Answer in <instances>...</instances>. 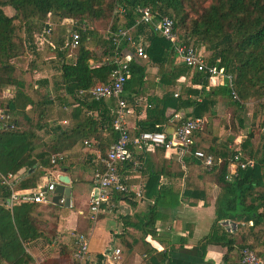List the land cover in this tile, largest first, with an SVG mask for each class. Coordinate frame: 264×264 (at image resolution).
Masks as SVG:
<instances>
[{"label": "trees", "instance_id": "16d2710c", "mask_svg": "<svg viewBox=\"0 0 264 264\" xmlns=\"http://www.w3.org/2000/svg\"><path fill=\"white\" fill-rule=\"evenodd\" d=\"M138 7H148L153 20L164 16L173 18L179 33L193 47L205 49L208 64L233 77L238 100L231 98L227 86H214L209 75L182 64L171 44L155 31L152 24L138 23ZM6 9L13 13L9 15ZM106 20L111 22L109 31L112 35L119 31L134 32L132 41L143 47L145 57L134 55L133 47L126 40L116 46L113 36L96 38L92 24ZM68 25L86 27L84 32L80 31L76 57L70 61L65 58ZM126 55L130 56V77L124 91L138 95L136 88L143 87L146 65L141 60L157 68L162 87H175L180 79L187 81L176 97L169 92L162 99L148 97L147 108L153 106L161 117L168 106L177 112L190 109L178 125L188 118L216 116L221 102L237 111L252 104L253 117L262 115L264 0H0V101L4 112V120L0 123V264H79L73 257L74 239L58 245L55 257H46L37 263L26 251V247L37 240L48 245L56 240V221L50 226L44 219L46 214L55 216L56 205L18 200L9 209L6 203L12 190L35 189L43 184L41 177L46 179L53 172H63L68 153L85 147V142L91 146L96 141L95 146L104 153L116 140L114 110L100 114L104 120H99L93 115V104L102 101L95 102L89 94L79 95V91L108 83L118 67L113 62L115 56ZM49 56L54 60H46ZM37 72L41 77L35 78ZM27 75H30L29 80ZM128 102L130 104L132 98ZM153 119L155 123L146 125ZM167 120L150 116L148 110L143 127L129 133L136 136L144 131H161L157 125ZM63 121L68 125L63 126ZM233 125L230 121L228 128L234 130ZM218 133L217 129L215 132L213 129L198 131L193 134L194 142L190 147L191 153L200 150L212 157L210 171L198 174L200 161L192 154H186L179 161L166 159L161 170H150L148 183L155 187L162 173L183 179L188 195L184 202L195 198L198 203H206V189L200 188L194 179L202 181L204 175L210 174L219 188L213 230L219 221L227 219H252L254 226L264 223V191H258L264 185V171H261L264 170V143L256 150L250 143L254 132L246 133L245 147L254 165L239 170L237 177L227 181L229 159L236 151H229L221 144ZM100 134L106 135L101 141L98 140ZM259 135L264 141L262 130ZM156 150L161 154L164 152ZM255 153H260L259 159ZM23 168L27 171L26 176L13 182L12 188L4 183L3 177H12ZM166 196L157 193L155 203H163ZM42 205L47 206L42 208ZM259 209L263 212L258 213ZM153 227L154 220L149 216L141 226L143 235L149 234ZM220 227L215 238L207 237L199 243L202 251L216 238L227 239V231ZM249 231L251 239L246 238L243 248L252 249L264 259V230ZM160 255L166 259L165 253ZM101 260L98 264H102Z\"/></svg>", "mask_w": 264, "mask_h": 264}, {"label": "crops", "instance_id": "0c3cea01", "mask_svg": "<svg viewBox=\"0 0 264 264\" xmlns=\"http://www.w3.org/2000/svg\"><path fill=\"white\" fill-rule=\"evenodd\" d=\"M199 50L205 57L207 56L204 48H199ZM75 57L76 53L72 55L68 51L65 58L67 61H70L75 59ZM46 60L53 61L54 57L49 56ZM141 61L145 63L146 68L144 85L141 89L136 88L139 94L137 95L135 92H123L129 110L126 119L129 131H133L139 126L143 127L142 124L147 120V113L150 110V116L160 117V119L168 118L166 122L155 125L161 131L172 134L178 126L177 122L183 118L185 113L190 112V109L177 112L168 106L163 111L161 117V115L155 113L153 106L147 108L148 97L162 99L168 92L173 93V97H176L175 95L180 93L182 85L187 83V81L180 79L177 81L175 87H162L157 77V68L151 63H147L146 60ZM34 76L35 78H39L41 74L37 72ZM47 78L49 79L50 77ZM26 79L29 80L30 75H27ZM129 98H132L130 104L128 102ZM93 106L95 108L93 112L94 117L104 120V118L100 117V114L106 115L109 110H115L116 101L114 99H105L99 104H93ZM70 110L71 108L68 109V111ZM248 114L250 126L246 130L247 133L254 132L250 143L257 150L264 143L263 138L259 135L262 115L260 117H253V110ZM225 115H220L218 118L211 117L209 120L204 117L206 120L205 129H213L214 132L217 129L221 144L226 145L229 151L234 150L236 153L238 152L241 161H253L246 151L247 147H245V136L242 135L243 124L241 119L238 117V120H234V130H231L229 129L230 127L228 128L230 118L227 116V120L224 119V117L226 118ZM154 119L153 121L149 120L146 125L155 123ZM209 121L213 123H209ZM62 125L67 126L68 122L63 121ZM104 136L106 135L100 134L98 140L101 141ZM92 143L91 146L85 145V147L75 150L73 153H68L63 172H53L49 178H40L43 181L42 185H45L52 182L59 174L67 175L71 181L69 186L71 188V195L69 206L66 207L64 205V197L58 204L52 203L54 196L52 193L51 203L58 207V211H54V217L46 214L44 219L50 226L52 222L56 221V233L58 236L51 245L37 240L26 247L27 253L32 256L36 263L46 257H55L58 245L68 244L73 241L74 234L83 233L88 239L90 255L96 261H99L100 258L103 259V256L111 249L118 248L121 252L120 259L116 264H238L240 251L243 249L246 238L251 239L248 237L249 230L253 232L264 230V223L254 226L252 219L247 221L221 220L217 228L213 230L216 220L215 200L219 194V188L212 181L210 174L204 175L202 181L201 179H194L200 188L205 187L206 203H198V200L195 198L186 199V201H189L185 203L184 199L188 195L184 190L183 179H177L171 175L162 173L155 187L150 186L148 183L150 170H161L165 165L164 161L166 159L176 161L180 159L176 155L165 154V152L163 154L158 153L157 150H135V160L141 163L140 170L134 172L129 167L124 171L127 183L136 190L141 191L142 196L130 199L119 197L116 200H112V203L113 201L116 203L115 208L110 207L109 204H105L96 219L91 220L89 201L93 191V175L97 170L102 169L101 160L107 152L106 149L102 153L95 146L98 144L96 141ZM255 155L259 159L260 153H255ZM231 158L229 159L227 174L229 170L235 171L234 166L230 162ZM199 161L201 165L198 174H201L200 171H210L212 169L213 166L210 169H205L202 161ZM162 171L164 172V170ZM261 171H264L263 168ZM26 173L25 168L21 169L17 174L12 176V182L23 178L26 176ZM258 191H264V185L258 188ZM157 193L167 195L163 197L165 198L162 201L163 203H155ZM168 197H170V203L167 202ZM176 201H179V203H176ZM46 206L42 205V208H46ZM262 212L263 209L258 210V213ZM149 216L154 220V230L149 232V234L143 235L141 226L147 221ZM225 221H230L236 225L233 233L227 231L226 240L220 241L216 238V242L214 240V242L209 243L204 251H202L199 243L207 237L213 239L214 236L215 238L216 231L220 233V226L225 228L223 225ZM262 240L264 242V235L262 236ZM161 253L167 255L166 259L161 257ZM1 264L7 263L2 262Z\"/></svg>", "mask_w": 264, "mask_h": 264}, {"label": "built area", "instance_id": "2783aa9c", "mask_svg": "<svg viewBox=\"0 0 264 264\" xmlns=\"http://www.w3.org/2000/svg\"><path fill=\"white\" fill-rule=\"evenodd\" d=\"M138 23L152 24L155 31L169 42L179 61L190 69L203 72L209 75L210 81L214 86H227L230 89L231 98L238 100L237 94L233 89V77L224 73L222 69H218L214 65H210L206 61V57L199 50L193 47L178 31L175 20L171 17L164 16L160 20H153V15L148 7H138ZM86 27L71 26L68 39L65 46L68 51L76 50L79 47L81 34ZM113 36V44L118 46L123 40H126L134 49V55L137 57H145L143 47L136 45L129 34V31H119ZM114 63L118 67L112 72L110 81L106 84H97L88 91H79V95L89 94L91 99L99 102L105 99H114L116 108L114 110L115 118L113 121V129L117 133L116 140L107 149L105 157L101 160L102 169L97 170L93 175V191L89 201L90 219L95 220L105 204L115 208L116 200L119 197L135 198L141 197V191L136 190L127 183V177L124 175L125 168L130 167L132 171L138 172L141 163L135 160V150L154 151L162 149L165 154L176 155L178 157L186 154H192L196 159L202 161L205 169L213 166V159L210 155H205L202 151L197 150L191 153L190 147L193 144V134L205 129L206 120L204 118H188L181 125H178L172 134L163 131L150 132L144 131L136 136L130 135L127 126V116L129 114L126 101L122 98L124 85L130 77V56H115ZM177 96V95H175ZM264 107V101H263ZM4 120V112L0 108V123ZM1 128V125H0ZM261 130L264 132V108L261 118ZM85 145L89 144L85 142ZM235 171H230L226 175L227 180H233L237 177L239 170H244L253 166V161H241L239 153L233 155L230 160ZM4 183L12 188V177L2 178ZM56 178L52 182L39 185L35 189L28 191H14L7 201L6 205L12 208L15 201L24 200L34 203L51 202L52 193L57 184ZM225 230L233 233L236 225L230 221L223 222ZM75 242V252L73 257L79 264H98L89 252V243L87 236L83 233L73 235ZM120 249L113 248L108 251L102 259V264H116L120 259ZM238 264H264V259L259 257L252 249L244 247L240 251Z\"/></svg>", "mask_w": 264, "mask_h": 264}, {"label": "rangeland", "instance_id": "374dc122", "mask_svg": "<svg viewBox=\"0 0 264 264\" xmlns=\"http://www.w3.org/2000/svg\"><path fill=\"white\" fill-rule=\"evenodd\" d=\"M6 13L10 14V13H13L12 10H8L6 9L5 10ZM93 28L95 29V32H96V38L97 37H101L102 39L104 38H108L110 36H112V33H110L109 29H110V26H111V22L110 20H106V21H102V22H94L92 24ZM70 25L69 27L66 29L67 30V36L69 34V30H70ZM130 36L131 38H133L134 36V32H130ZM70 54H75L76 53V50H71L69 51ZM122 98L124 100H126L125 96H124V93L122 95ZM0 108L3 109V106L1 105V101H0ZM253 110V106L250 104L246 105V107L242 110H234L232 107H229L226 103H220L218 104V110H217V115L214 116L213 118H218L220 115L224 116L225 113H226V118L224 117V119L227 120V118H231L230 121H233L236 120V117H239V119H241L242 121V124H243V127H242V135L245 136L246 133H247V128L250 126V119H249V112ZM228 116V117H227ZM209 120V119H208ZM223 121V120H222ZM212 122V121H209V123ZM213 123V122H212ZM235 125V124H234ZM256 134V133H255ZM235 140V138H234Z\"/></svg>", "mask_w": 264, "mask_h": 264}, {"label": "water", "instance_id": "95a60500", "mask_svg": "<svg viewBox=\"0 0 264 264\" xmlns=\"http://www.w3.org/2000/svg\"><path fill=\"white\" fill-rule=\"evenodd\" d=\"M56 180L58 183L53 192L52 203L58 204L64 197V205L68 207L71 195L70 178L67 175L59 174L56 176Z\"/></svg>", "mask_w": 264, "mask_h": 264}]
</instances>
